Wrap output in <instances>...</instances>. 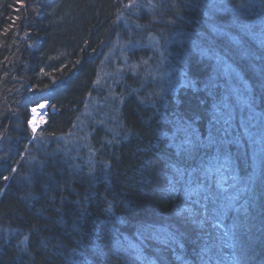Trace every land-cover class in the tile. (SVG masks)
<instances>
[{"label":"trees","instance_id":"1","mask_svg":"<svg viewBox=\"0 0 264 264\" xmlns=\"http://www.w3.org/2000/svg\"><path fill=\"white\" fill-rule=\"evenodd\" d=\"M152 2L149 11L131 0H0V264H198L199 229L182 251L146 238L207 203L186 200L207 157L183 158L166 139L178 116L238 139L241 186L252 178L231 213L245 243L217 231L211 264H264V0ZM115 43L129 66L118 77L105 67ZM42 101L47 117L33 132Z\"/></svg>","mask_w":264,"mask_h":264},{"label":"snow or ice","instance_id":"2","mask_svg":"<svg viewBox=\"0 0 264 264\" xmlns=\"http://www.w3.org/2000/svg\"><path fill=\"white\" fill-rule=\"evenodd\" d=\"M127 7H136L138 10L147 8L151 11L155 5L152 0H147V3H138L137 0H131ZM138 28L141 25H136ZM260 80L262 88H264V67L260 70ZM262 99H264V91H262ZM255 104L254 96L249 101L251 109ZM227 107V105H225ZM166 119L167 117H163ZM171 135L167 137L171 144L175 147L176 153L186 159H196L201 152L207 157V160H201V166L194 169L192 178L186 181V200L191 199L193 195L197 196L194 201L199 204L201 199L207 201L203 206V210L185 207L176 213L175 225H169L164 228H152L146 236L161 246V251L171 249L173 251H182L185 247V242L192 238L196 229L201 231L199 251L196 253L195 260L198 264H211L212 253L216 248L215 233L222 228L225 241L238 242L241 246L244 245L245 239L241 231V224L236 217H231V213H239L245 206L239 204L240 196L243 192L249 191L248 185L251 184L252 178L249 176L246 184L241 186V178L237 174L234 167L231 148L239 144L238 139L227 140L217 139L216 135L209 132L206 136L196 127V118L178 116L172 121ZM209 148H214L215 151H208ZM0 159H4L0 157ZM172 168L175 176L179 178L177 182L184 181L187 174L186 169L178 167L173 162ZM16 172V169H11ZM201 176L203 179H201ZM208 177L216 178L214 183L217 192H213L211 186L207 184ZM6 181L8 176H4ZM172 183V190L175 191V182ZM195 184V187L191 185ZM232 219V224H226V220ZM27 239V237H25ZM229 247H234V243H229ZM138 257L142 258L140 249H137ZM177 259L183 262L182 256H177ZM162 264H167L166 259H162Z\"/></svg>","mask_w":264,"mask_h":264},{"label":"rangeland","instance_id":"3","mask_svg":"<svg viewBox=\"0 0 264 264\" xmlns=\"http://www.w3.org/2000/svg\"><path fill=\"white\" fill-rule=\"evenodd\" d=\"M123 49H124V45L123 44H114L112 50H111V53L110 55L108 56L107 58V62L105 63V67L107 69V74L108 76L112 75L114 77H118L120 75V73L122 72V70L124 69H128L129 66H128V59H127V56L126 54L123 52ZM132 71H136V65H132ZM157 70V68H156ZM159 72H163L164 73V70L162 69H159ZM160 73H159V76H160ZM161 79L163 80H166L171 82V77L170 75H166L165 73L162 74L160 76ZM117 81V79L115 80ZM103 87H106L104 84H103ZM107 105L109 106L110 104L107 103ZM101 107L99 105V101L96 100L94 103H93V106L90 110V112L88 113V116H92L93 114H95L97 111H98V108ZM116 109V108H115ZM112 109H110L109 111H105L106 115H109L110 114V111ZM113 112V110L111 111ZM46 117H47V114H46ZM46 117L45 119L41 122V124H43L46 120ZM30 118H31V113H30ZM29 126H30V121H29Z\"/></svg>","mask_w":264,"mask_h":264},{"label":"bare ground","instance_id":"4","mask_svg":"<svg viewBox=\"0 0 264 264\" xmlns=\"http://www.w3.org/2000/svg\"><path fill=\"white\" fill-rule=\"evenodd\" d=\"M47 114V105L45 103H40L39 105L32 107L31 118H30V128L33 132H36L41 125V122L45 119Z\"/></svg>","mask_w":264,"mask_h":264},{"label":"water","instance_id":"5","mask_svg":"<svg viewBox=\"0 0 264 264\" xmlns=\"http://www.w3.org/2000/svg\"><path fill=\"white\" fill-rule=\"evenodd\" d=\"M49 110H50V112H53L54 111V107H51Z\"/></svg>","mask_w":264,"mask_h":264}]
</instances>
